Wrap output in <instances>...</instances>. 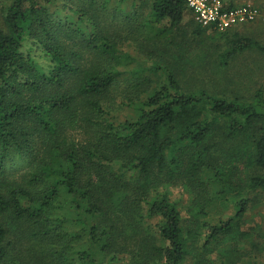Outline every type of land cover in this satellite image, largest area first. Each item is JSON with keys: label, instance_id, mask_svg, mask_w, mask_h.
I'll return each instance as SVG.
<instances>
[{"label": "trees", "instance_id": "1", "mask_svg": "<svg viewBox=\"0 0 264 264\" xmlns=\"http://www.w3.org/2000/svg\"><path fill=\"white\" fill-rule=\"evenodd\" d=\"M110 1L0 8V264H183L190 252L205 264L235 234L247 236L240 220L248 194L264 193V176L239 177L248 153L238 141L249 136L251 162L264 170V101L187 92L157 60L146 69L161 74L158 84L122 70L133 62L121 47L132 32L144 41L145 27L167 20L162 33L187 8L153 0L150 20L124 16L123 36ZM251 48L264 53L248 39L232 52ZM117 98L133 118L112 115ZM175 187L189 193L187 217L170 199ZM215 202L233 215L201 221Z\"/></svg>", "mask_w": 264, "mask_h": 264}, {"label": "rangeland", "instance_id": "2", "mask_svg": "<svg viewBox=\"0 0 264 264\" xmlns=\"http://www.w3.org/2000/svg\"><path fill=\"white\" fill-rule=\"evenodd\" d=\"M152 1L111 0L108 7L110 14L114 7L118 9L117 22L114 24L115 30L121 29L125 23V15L128 14L130 17L136 10L137 13H141L137 24H141L144 19L150 20L148 14ZM8 2L9 0H0V8H4ZM142 2L145 3L143 6H141ZM229 2L230 0H224V5L227 6ZM233 3L235 6L246 4L254 6L263 13L264 17V0H233ZM187 11L179 25L162 33L160 31L167 25V20L153 24L152 27H145L144 41L136 40L135 33L132 32L130 42L121 44V47L131 55L133 62L122 70L135 69L158 84L163 82L161 74L153 76L147 70L152 61L157 60L164 68L169 67L174 69V72H179L177 77L182 88L187 92L204 90L208 94L243 104H251L256 99L264 101V53L255 48L232 52L236 44L245 39L256 42L264 48V21L244 24L224 33L197 25ZM132 27L133 29L136 27L135 22ZM121 33L124 36L123 29ZM143 43L145 47L142 48ZM147 50L150 51L151 56L147 57ZM130 78V75L119 77V87L123 89L121 85H124L125 81ZM116 94L118 95L117 92ZM117 104L118 98L111 113L118 120L134 117L131 109ZM248 137L245 136L246 139ZM245 138L238 141L248 153L244 159L238 160L236 165L240 173L239 177L247 180L254 176H264V170L252 164L249 145ZM25 165L24 162L16 164L15 166L20 169L12 176L16 178L19 172L25 170ZM247 197L249 203L240 220L241 231L247 232V236L239 237L235 234L233 239L218 246L213 253L205 255L206 260L209 261L205 264H225L227 262L264 264V193L256 191L249 193ZM170 199L176 202L181 215L187 217L186 208L191 199L189 193L175 187L171 189ZM234 211L232 205L225 210L222 205L215 202L207 209V217L200 218V220L215 225L219 219L229 218ZM231 249L236 252L231 254L228 260L220 256L221 251ZM193 261L194 254L190 252L183 264H193Z\"/></svg>", "mask_w": 264, "mask_h": 264}, {"label": "built area", "instance_id": "3", "mask_svg": "<svg viewBox=\"0 0 264 264\" xmlns=\"http://www.w3.org/2000/svg\"><path fill=\"white\" fill-rule=\"evenodd\" d=\"M192 13L194 21L204 28H213L218 32H226L257 19L264 21L263 15L251 5H241L229 9L224 0H182Z\"/></svg>", "mask_w": 264, "mask_h": 264}, {"label": "crops", "instance_id": "4", "mask_svg": "<svg viewBox=\"0 0 264 264\" xmlns=\"http://www.w3.org/2000/svg\"><path fill=\"white\" fill-rule=\"evenodd\" d=\"M187 12L190 13V14L192 15V13H191L189 10H188ZM192 17H193V16H192ZM193 20H194V18H193Z\"/></svg>", "mask_w": 264, "mask_h": 264}]
</instances>
